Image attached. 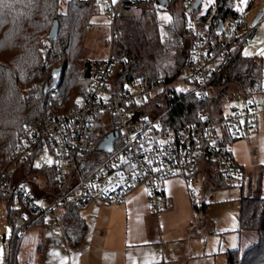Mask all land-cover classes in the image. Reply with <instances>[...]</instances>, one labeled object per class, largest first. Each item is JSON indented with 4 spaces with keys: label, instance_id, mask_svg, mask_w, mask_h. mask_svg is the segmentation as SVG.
I'll return each instance as SVG.
<instances>
[{
    "label": "built area",
    "instance_id": "obj_1",
    "mask_svg": "<svg viewBox=\"0 0 264 264\" xmlns=\"http://www.w3.org/2000/svg\"><path fill=\"white\" fill-rule=\"evenodd\" d=\"M193 3L194 0L186 1L191 14L187 24L190 39L175 78L152 79L145 86L133 81L113 94L112 65L108 59L96 69L87 94L75 101L73 109L60 118L50 116L44 123L34 120L21 131L7 154L9 166L0 175V244L4 246V264H12L15 240L38 217L43 218L44 224L62 227L61 219L71 208L90 203L120 204L141 187L147 192L152 211H166L173 203L164 193V181L178 177L192 185L202 166L213 167L225 185H244L229 139L250 138L257 133L255 121L262 111L258 104L223 105L215 111H199V120L187 123L172 124L157 116L162 102L197 89L204 92L207 78L225 66L239 34L236 19L221 22V28L218 24L212 32L209 20H202L206 13H194ZM94 4L101 6L110 19L111 39L117 34L116 19L139 21L146 10L144 0H94ZM258 31V22L247 26L243 49ZM100 113L115 120L113 131L118 136L110 152L98 150L100 142L94 148L88 130ZM90 162L95 166L85 172ZM23 164L36 170L54 167L55 195L36 198L27 185L13 183L16 169ZM7 196L14 197L9 217Z\"/></svg>",
    "mask_w": 264,
    "mask_h": 264
},
{
    "label": "trees",
    "instance_id": "obj_2",
    "mask_svg": "<svg viewBox=\"0 0 264 264\" xmlns=\"http://www.w3.org/2000/svg\"><path fill=\"white\" fill-rule=\"evenodd\" d=\"M156 1L144 0L146 10L139 21L131 18L115 20L117 34L112 38L108 57L112 65L113 94L123 91L133 81L145 86L152 79H173L180 71L190 39L187 24L191 14L187 11V0H167L164 8L157 6ZM237 1L214 0L212 7L202 16V20H209L212 32L216 31L219 22L238 20L239 34L225 66L207 78L204 92L197 89L162 102L157 110L159 118L172 124L194 122L199 120V111H215L225 105L229 97L239 99L255 92L264 93L263 71L254 65L252 57L242 48L249 23L237 10ZM258 2L264 0H248L246 10ZM58 5L59 0L0 2V173L8 168L7 154L24 127L34 120L44 123L50 116L63 117L73 109L75 97L87 94L93 74L105 62L88 60L80 63L90 18L97 12L94 0H68L63 14L58 12ZM157 9L170 13L163 37L158 28ZM54 20L58 23V36L49 40L48 33ZM60 66V83L47 93L41 106L43 89L52 82L51 71ZM232 87L236 89L234 92ZM38 91L39 96L36 95ZM88 130L96 148L107 134L115 130V120L111 115L100 113ZM238 139L242 138L233 137L229 142ZM94 166L90 162L85 166V172L92 171ZM204 167L200 168L199 174L205 175L209 188L225 185L213 167ZM37 178L40 182L36 181ZM12 181L27 185L36 198H51L56 193L54 167L36 170L27 164L20 165ZM5 198L9 217L14 197ZM191 201L193 208L197 209L193 193ZM238 206V229L255 233L256 243L243 253L238 249L226 251V264H264V197L260 192L241 196ZM80 209L71 208L61 219L64 240L70 249H77L85 236L87 226L79 214ZM42 224L43 218L38 217L31 226ZM22 237L15 240L12 264H18L17 252Z\"/></svg>",
    "mask_w": 264,
    "mask_h": 264
},
{
    "label": "crops",
    "instance_id": "obj_3",
    "mask_svg": "<svg viewBox=\"0 0 264 264\" xmlns=\"http://www.w3.org/2000/svg\"><path fill=\"white\" fill-rule=\"evenodd\" d=\"M263 25L260 24L259 31ZM258 33L244 49V53L250 57L260 56L264 26L261 34ZM237 143L240 148L235 153L232 151V155L244 174L252 165L250 155L243 141ZM195 182L188 185L178 177L165 180L164 193L172 201L173 207L162 212L151 210L143 187L132 192L120 204L90 203L81 207L79 214L87 227L77 249L67 246L59 225H34L20 241L17 262L226 264V251L238 249L241 252L245 248L243 244L255 241L250 242L252 237L249 235L253 234L249 233L252 232L238 229V199L243 195L233 199L236 200V207L230 199L234 195L227 197L222 194L218 199L215 198L217 194L207 198L206 193L198 196L194 189ZM191 193L197 201V209L193 208Z\"/></svg>",
    "mask_w": 264,
    "mask_h": 264
},
{
    "label": "rangeland",
    "instance_id": "obj_4",
    "mask_svg": "<svg viewBox=\"0 0 264 264\" xmlns=\"http://www.w3.org/2000/svg\"><path fill=\"white\" fill-rule=\"evenodd\" d=\"M68 0H59L58 5V12L60 14L65 13L66 11V5ZM248 0H246V3L243 2V0H238L236 4V8L239 11V13L244 14L245 20L248 21L249 25L255 22L260 24L264 23V2H258L252 6L250 10H246ZM214 3V0H202L201 5L198 8L197 14H205L206 11H208ZM97 12L91 16L90 18V25L88 28V31L86 33L83 46L80 53V63H84L85 61H96V60H108V57L111 53V43L112 39L110 36V19L109 17L103 12L102 7L97 6ZM261 12V16L257 21H255L256 16H258ZM157 15V21H158V28L161 36L163 37L166 33L167 23L170 19V13L167 10L157 9L156 10ZM264 26V25H263ZM258 33L261 34V30ZM257 35V37H258ZM260 43V42H259ZM261 53H264V40L261 41L260 49H259V55L258 57H252L254 61V65L261 69L263 71L264 75V55ZM113 85V84H112ZM264 86V85H263ZM186 90L187 87H184ZM236 89L232 87V92H234ZM81 97L80 95L76 96L73 102ZM230 100H228L225 105L226 106H239L242 103H256L258 106H260V109L262 110L257 118H256V127H257V133L250 138H242L233 141L230 143L231 150L235 153V150H239L240 145L237 142L243 141L246 144V147L248 149L249 155H250V162L251 167L249 170L245 171L243 174L244 177V185L242 187H235V186H229L224 185L219 188H209V185L207 183L205 175L201 174L196 177L194 188L196 190V194L198 196L203 195L206 193V198L208 196H211L212 194L216 195V199L220 197L222 194L224 195H234L232 196L231 204H235L234 206L237 207L236 197L243 195H254V193H257V189H260V195H264V93L263 92H255L253 94L247 95V98H239V99H233V97H229ZM158 114V112H157ZM209 166H205L204 168H208ZM211 169V168H209ZM209 169H207L209 171ZM211 172V171H210ZM1 175V173H0ZM37 182H40V178H37ZM262 188V190H261ZM196 195V197H197ZM237 195V196H236ZM228 197V196H227ZM231 197V196H230ZM234 197V198H233ZM205 198V200H206ZM198 199V198H197ZM214 205V203H213ZM81 210V209H80ZM32 227V226H31ZM30 227V228H31ZM28 228L27 231L30 229ZM25 232V234L27 233ZM252 232V231H251ZM24 234V235H25ZM253 234V235H249ZM251 244H243V248L241 250V253H243L247 248H249L251 245L256 243V234L255 233H249ZM22 240V239H21ZM4 253V246L0 244V264H4V259L2 257V254Z\"/></svg>",
    "mask_w": 264,
    "mask_h": 264
},
{
    "label": "water",
    "instance_id": "obj_5",
    "mask_svg": "<svg viewBox=\"0 0 264 264\" xmlns=\"http://www.w3.org/2000/svg\"><path fill=\"white\" fill-rule=\"evenodd\" d=\"M166 3H167V0H157L155 2V4L157 6H159L160 8H164L166 6ZM201 3H202V0H194L192 9L197 10L199 8V6L201 5ZM188 10H189V8H187V11ZM261 15L262 14L260 12V14L258 16H256L255 21H257ZM221 25H222V23L220 22L218 29L221 28ZM57 36H58V23L56 20H54L53 25L51 26L50 31L48 33V39L49 40H55L57 38ZM61 73H62V67L61 66L58 68H55L51 71L52 82L49 85L45 86L43 89L44 98L41 102V106H43L45 101H46L45 97H46L47 93L50 90L57 88V86L59 85ZM39 94H40V91H38L36 95L39 96ZM157 107L159 108L160 105L158 104ZM117 136H118V134L116 131H113V132H110L109 134H107L104 137V139L98 144V150L110 152L112 150L113 143L117 139Z\"/></svg>",
    "mask_w": 264,
    "mask_h": 264
},
{
    "label": "snow or ice",
    "instance_id": "obj_6",
    "mask_svg": "<svg viewBox=\"0 0 264 264\" xmlns=\"http://www.w3.org/2000/svg\"><path fill=\"white\" fill-rule=\"evenodd\" d=\"M0 2H2V0H0ZM243 2H245L246 3V0H243ZM262 55H264V53H261ZM37 167H39V165L37 164L36 165Z\"/></svg>",
    "mask_w": 264,
    "mask_h": 264
}]
</instances>
